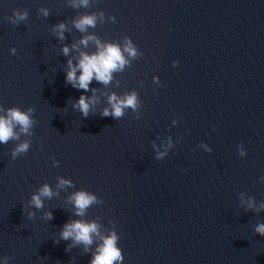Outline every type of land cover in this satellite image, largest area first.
<instances>
[{
	"label": "water",
	"instance_id": "water-1",
	"mask_svg": "<svg viewBox=\"0 0 264 264\" xmlns=\"http://www.w3.org/2000/svg\"><path fill=\"white\" fill-rule=\"evenodd\" d=\"M87 36L138 55L85 91L66 75L98 51ZM132 92L136 109L102 115ZM11 107L33 124L0 143V264H89L113 231L123 264H264V0H0V115ZM80 190L98 201L83 216ZM74 220L97 223L91 245L61 238Z\"/></svg>",
	"mask_w": 264,
	"mask_h": 264
},
{
	"label": "clouds",
	"instance_id": "clouds-1",
	"mask_svg": "<svg viewBox=\"0 0 264 264\" xmlns=\"http://www.w3.org/2000/svg\"><path fill=\"white\" fill-rule=\"evenodd\" d=\"M85 6H87L88 0H81ZM45 15H47V11ZM13 24H19L20 21L27 19V13L14 10ZM76 27L80 31H85L88 26H95L96 16L83 15L76 22ZM65 25L61 22L58 28V35L63 39V29ZM89 40H95L98 51L95 53L81 52L78 63L72 64V61H68L69 70L66 75V80L70 82L73 87L88 90L89 84L93 78L104 84H108L112 79V73L116 70H122L129 61L125 58L124 53L133 59L138 55L137 48L133 44L130 38H126L123 50L118 43L101 44L94 36H87L81 40V43L87 45ZM76 47V45H73ZM15 49H13V52ZM69 49L67 46L63 48V52L67 55ZM178 62H173V66H177ZM79 69V75L77 70ZM109 104H111V110L105 108L103 110V116L111 115L113 118L119 119L124 115V109L137 107V95L135 92L127 94L123 99L117 97L115 94L109 96ZM73 107H78L81 113L87 117L89 113L90 103L85 95L81 94L78 102L73 104ZM33 109L29 108L27 111H22L17 107H11L7 110L6 115H0V143L6 144L10 139H19V135L14 131V126L19 125L20 131L27 134L32 127L33 120L30 117V113ZM29 148L28 142L19 143L12 150V158L15 159L18 154L26 153ZM243 155V153H241ZM61 185L70 184V181L61 179ZM52 192L47 184H45L39 193H34L31 198V203L36 208H42L43 203L41 196L51 197ZM75 204L76 214L83 216L86 209L92 204L97 203V197L87 191L80 190L73 194L71 197ZM102 202V201H100ZM251 206V205H250ZM264 207V206H262ZM47 219L52 218V213L49 211L46 214ZM34 216V213H29V217ZM255 231L261 236H264V223L256 226ZM93 234L99 235L98 225L95 221H82L74 220L66 222L61 230V238L68 240L72 238L77 243H83L85 246L92 244ZM103 243L98 245V250L94 254L93 259L89 264H123V255L121 249L117 246V234L111 232L107 236H104Z\"/></svg>",
	"mask_w": 264,
	"mask_h": 264
}]
</instances>
